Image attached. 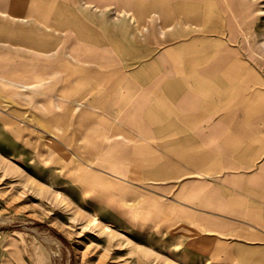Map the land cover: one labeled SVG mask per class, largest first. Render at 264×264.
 Masks as SVG:
<instances>
[{
    "label": "crops",
    "instance_id": "obj_1",
    "mask_svg": "<svg viewBox=\"0 0 264 264\" xmlns=\"http://www.w3.org/2000/svg\"><path fill=\"white\" fill-rule=\"evenodd\" d=\"M0 133L264 264V0H0Z\"/></svg>",
    "mask_w": 264,
    "mask_h": 264
},
{
    "label": "rangeland",
    "instance_id": "obj_2",
    "mask_svg": "<svg viewBox=\"0 0 264 264\" xmlns=\"http://www.w3.org/2000/svg\"><path fill=\"white\" fill-rule=\"evenodd\" d=\"M49 152L0 133V264H232L169 234L160 198Z\"/></svg>",
    "mask_w": 264,
    "mask_h": 264
}]
</instances>
